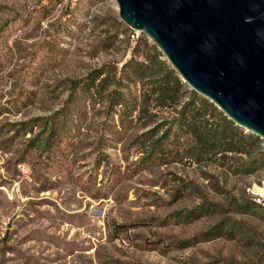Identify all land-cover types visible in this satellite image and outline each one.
Listing matches in <instances>:
<instances>
[{"label": "rangeland", "instance_id": "obj_1", "mask_svg": "<svg viewBox=\"0 0 264 264\" xmlns=\"http://www.w3.org/2000/svg\"><path fill=\"white\" fill-rule=\"evenodd\" d=\"M128 32L116 0H0V264H264L260 149L200 154L190 87L121 72Z\"/></svg>", "mask_w": 264, "mask_h": 264}, {"label": "water", "instance_id": "obj_2", "mask_svg": "<svg viewBox=\"0 0 264 264\" xmlns=\"http://www.w3.org/2000/svg\"><path fill=\"white\" fill-rule=\"evenodd\" d=\"M192 91L264 141V0H116Z\"/></svg>", "mask_w": 264, "mask_h": 264}, {"label": "trees", "instance_id": "obj_3", "mask_svg": "<svg viewBox=\"0 0 264 264\" xmlns=\"http://www.w3.org/2000/svg\"><path fill=\"white\" fill-rule=\"evenodd\" d=\"M129 39V38H128ZM144 41L142 42V39L137 41V44L135 47H133V58L124 66H122L121 72L124 74L129 71L128 77H133L135 80L143 81L145 79H150L154 76L153 69L155 67H158L159 69L165 68L167 78L170 79V82H165L163 79V86H162V95L166 94L169 95V99L171 98V94L173 92L172 88H169V85H176L179 88H184L185 84L182 82V80L179 78V76L176 74L174 70L171 68L168 69L165 61H162V53L158 52L156 48H153L152 52V59H150L149 64H145L142 62H139L138 60H135L134 58L137 56L138 48L140 46L148 47V40L143 36ZM148 60V59H147ZM146 60V61H147ZM100 73V72H99ZM99 73H96L95 75H99ZM101 74V73H100ZM116 75V74H115ZM95 80V79H94ZM106 80H104L102 83H104ZM171 83V84H170ZM125 93L119 91L114 92L112 95V105L115 107H121L127 109L128 107V100L124 95ZM191 100L193 101L192 104H187L183 107V110L181 114L184 116L186 115L187 121L184 122V124L181 125V128L190 133V135L194 136L197 142V148L199 150V153L202 154V152H210L212 148H217L219 150V153H238V154H244L247 155L249 152V149H260L261 158L259 160H255L253 162H250L244 167L241 168L242 174H250L254 172V166H258V163L264 162V148H262L264 141L260 138L252 135V134H246L243 129L237 127L233 122L228 120V118L220 112L216 106H214L212 103H210L208 100H201L198 99V102H202L208 105V111H203L202 109H197L195 107L196 100L198 98L197 94L194 91L190 92ZM193 106V109L190 110L188 106ZM187 113V114H186ZM212 113H216L221 121L220 128L212 127L211 125H205L202 127L200 121L201 119H205L207 116H211ZM159 148V145L155 143L154 149L157 151ZM204 154V153H203ZM237 211L240 213H246L249 212L250 209L246 206L238 207Z\"/></svg>", "mask_w": 264, "mask_h": 264}, {"label": "built area", "instance_id": "obj_4", "mask_svg": "<svg viewBox=\"0 0 264 264\" xmlns=\"http://www.w3.org/2000/svg\"><path fill=\"white\" fill-rule=\"evenodd\" d=\"M128 33H129L128 38L132 44H137V41L140 39L141 35L143 34L139 31H134L132 29H129ZM256 197L257 198H256L255 202L257 203V205L259 207L264 208V191H263V193L258 194Z\"/></svg>", "mask_w": 264, "mask_h": 264}]
</instances>
